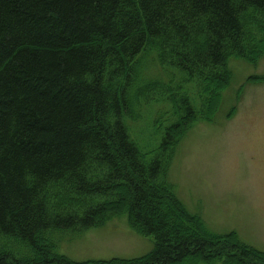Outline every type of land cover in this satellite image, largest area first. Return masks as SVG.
Here are the masks:
<instances>
[{
	"label": "trees",
	"instance_id": "obj_1",
	"mask_svg": "<svg viewBox=\"0 0 264 264\" xmlns=\"http://www.w3.org/2000/svg\"><path fill=\"white\" fill-rule=\"evenodd\" d=\"M263 56L264 0H0V264H264L235 231L210 232L168 178L182 136L214 119L229 58ZM156 100L170 122L157 117L148 160L123 118ZM120 214L150 251L57 252Z\"/></svg>",
	"mask_w": 264,
	"mask_h": 264
},
{
	"label": "rangeland",
	"instance_id": "obj_2",
	"mask_svg": "<svg viewBox=\"0 0 264 264\" xmlns=\"http://www.w3.org/2000/svg\"><path fill=\"white\" fill-rule=\"evenodd\" d=\"M228 65L231 80L214 119L197 121L182 136L168 178L175 195L210 232L235 231L240 241L264 251V79H257L264 76V56L255 65L231 57ZM160 75L176 81L182 74ZM190 91L193 95L192 84ZM169 110L166 100H156L143 105L139 119L123 118L148 160L155 157L163 133L157 117L163 115V125L168 124ZM153 243L151 235L135 231L120 214L77 236L59 238L57 252L74 261L131 258L150 251Z\"/></svg>",
	"mask_w": 264,
	"mask_h": 264
}]
</instances>
